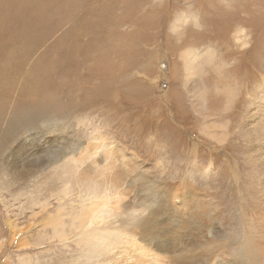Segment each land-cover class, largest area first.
<instances>
[{
  "label": "rangeland",
  "instance_id": "rangeland-1",
  "mask_svg": "<svg viewBox=\"0 0 264 264\" xmlns=\"http://www.w3.org/2000/svg\"><path fill=\"white\" fill-rule=\"evenodd\" d=\"M231 14L237 19L230 28L219 26L217 18ZM220 59L236 64L227 74L232 79L210 86L185 64L197 63L213 80L211 66ZM263 75L264 0H0V182L3 163L25 137L32 146L52 137L58 145L85 144L105 131L113 147L146 165L157 182L195 174L202 192L219 193L216 200L237 230L247 190L227 177L221 186L202 182L205 144H215L210 137L221 138L225 124L220 118L212 126L219 113L206 103L222 93L224 101L236 98L250 109ZM41 129L48 132L33 139ZM195 138L203 142L197 156ZM13 216L0 197V264H18L28 252L15 247L21 235L8 242V218H18L21 227L27 219Z\"/></svg>",
  "mask_w": 264,
  "mask_h": 264
},
{
  "label": "bare ground",
  "instance_id": "bare-ground-1",
  "mask_svg": "<svg viewBox=\"0 0 264 264\" xmlns=\"http://www.w3.org/2000/svg\"><path fill=\"white\" fill-rule=\"evenodd\" d=\"M236 19L231 14L225 21L217 18V23L230 28ZM219 62L211 66L213 80L202 76L197 63L185 64L193 65L201 75L198 81L210 86L229 81L236 66ZM258 88L250 109L236 98L224 101L222 93L206 101L219 113L212 126L220 118L225 124L222 140L212 134L216 143L205 144L209 160L202 168V182L221 186L227 177L228 184L234 179L247 190L237 230L230 227L234 222L216 200L219 193L202 192L207 190L196 187L195 174L157 182L146 165L113 147L105 131L85 144L73 139L58 145L52 137L32 146L25 137L1 169L0 197L8 217L27 218L22 227L18 218H8L13 235L8 242L21 235L15 247L28 251L18 264H264V75ZM202 95H196L197 104L203 102ZM21 123L17 133L23 129ZM47 129L32 134L33 139L41 140ZM233 135L240 138L237 146L231 145ZM192 144L197 156L203 142L195 138Z\"/></svg>",
  "mask_w": 264,
  "mask_h": 264
}]
</instances>
